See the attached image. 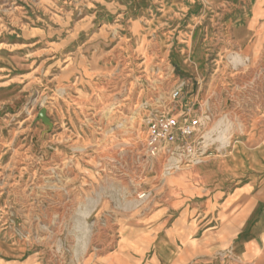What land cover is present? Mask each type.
<instances>
[{"label": "rangeland", "instance_id": "obj_1", "mask_svg": "<svg viewBox=\"0 0 264 264\" xmlns=\"http://www.w3.org/2000/svg\"><path fill=\"white\" fill-rule=\"evenodd\" d=\"M263 211L264 0H0V264H264Z\"/></svg>", "mask_w": 264, "mask_h": 264}, {"label": "built area", "instance_id": "obj_2", "mask_svg": "<svg viewBox=\"0 0 264 264\" xmlns=\"http://www.w3.org/2000/svg\"><path fill=\"white\" fill-rule=\"evenodd\" d=\"M180 91L173 93L176 100ZM199 119L188 110L179 116L167 113L153 117L148 123L147 136L144 141L146 150L152 157L172 152L174 145L188 144L196 129Z\"/></svg>", "mask_w": 264, "mask_h": 264}, {"label": "crops", "instance_id": "obj_3", "mask_svg": "<svg viewBox=\"0 0 264 264\" xmlns=\"http://www.w3.org/2000/svg\"><path fill=\"white\" fill-rule=\"evenodd\" d=\"M206 172V171H205ZM252 225V234L249 238H253L258 234L264 235V211L259 214V212H254L251 217H249L245 223V227H250Z\"/></svg>", "mask_w": 264, "mask_h": 264}, {"label": "water", "instance_id": "obj_4", "mask_svg": "<svg viewBox=\"0 0 264 264\" xmlns=\"http://www.w3.org/2000/svg\"><path fill=\"white\" fill-rule=\"evenodd\" d=\"M38 117L40 119H42V121L46 124H51L49 118L46 116V109H42L39 114H38Z\"/></svg>", "mask_w": 264, "mask_h": 264}]
</instances>
